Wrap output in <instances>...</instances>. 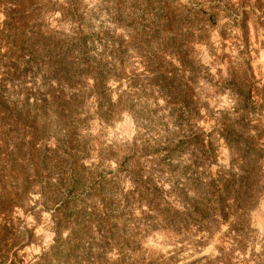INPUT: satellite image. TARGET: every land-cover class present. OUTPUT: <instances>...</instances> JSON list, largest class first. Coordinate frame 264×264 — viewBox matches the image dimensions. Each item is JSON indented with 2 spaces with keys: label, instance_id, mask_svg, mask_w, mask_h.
I'll list each match as a JSON object with an SVG mask.
<instances>
[{
  "label": "rangeland",
  "instance_id": "374dc122",
  "mask_svg": "<svg viewBox=\"0 0 264 264\" xmlns=\"http://www.w3.org/2000/svg\"><path fill=\"white\" fill-rule=\"evenodd\" d=\"M163 1L0 0V68L18 69L19 77L8 84L12 100H21L26 88L44 92L48 86L73 97V113L66 123L76 127L77 155L84 156L80 160L86 170L97 168L105 178L111 216L121 238L130 240L129 259L123 264H222L217 260L219 248L229 251L231 247L226 224L208 232L192 222L170 226L152 209L126 200L123 194L131 186L127 174L137 166L143 168V176L175 173L176 180L184 181L170 163L187 164L191 146L173 155L167 150L190 131L191 124L212 131L214 139V163L202 164L199 156L193 157L198 169L214 172L230 166V151L217 132L222 122L240 121L235 115L240 97L230 87L233 72L244 71L257 85L264 83V26H254L252 0H168L174 17L164 26L159 21ZM258 2L264 10V0ZM245 16L248 21L243 30L239 19ZM80 30L90 59L102 61L88 74L62 66L57 73H48L50 60L55 65L75 62L80 46L73 32ZM113 46L121 51L113 52ZM8 48V56L1 55ZM172 53L190 62L189 70L179 72L175 79L165 78L170 76L166 70L182 68ZM8 58L15 63L10 65L13 61ZM175 83L192 86L199 111L196 119L191 120L188 109L176 107L180 97H166L159 91ZM95 84L99 94L107 97L101 101L100 116L91 90ZM80 91H86V97H78ZM119 98L129 107H121ZM62 122L48 120L49 128L59 129L51 131L59 139L64 138ZM47 177L41 175L39 180ZM146 190L153 193L151 186ZM38 198L33 195L24 208L14 211L20 238L29 236L30 241L17 251L20 264H36L42 250L53 242L50 211ZM246 215L249 227L244 248L232 251L231 261L244 264L251 254H258L263 264L264 195H259Z\"/></svg>",
  "mask_w": 264,
  "mask_h": 264
},
{
  "label": "trees",
  "instance_id": "16d2710c",
  "mask_svg": "<svg viewBox=\"0 0 264 264\" xmlns=\"http://www.w3.org/2000/svg\"><path fill=\"white\" fill-rule=\"evenodd\" d=\"M252 1L254 26H264V10L258 8L259 0ZM163 2L159 21L167 26L173 20V10L168 0ZM64 10L62 8L63 14ZM246 17L239 19L243 30L248 21ZM73 34L79 41V56L70 66L61 63L57 66L50 60L46 68L48 73H57V67L62 66L88 74L95 68V63L102 61L90 59L86 37L81 30ZM9 49L1 55L7 57ZM119 50L120 47L112 48L113 52ZM171 55L182 68L166 70V75L170 76L165 78L175 79L179 72L189 70L190 62L179 54ZM8 59L13 61L10 65L15 63L14 58ZM9 67L0 68V264H20L17 251L30 241L29 236L20 238L14 211L24 208L26 200L33 195H37L40 205L50 211L54 232L52 244L42 250L36 264H123L129 259L130 240L121 238L111 216L112 199L106 192L105 178L97 168L86 170L80 160L84 156L78 158L77 155L76 127L66 123L73 113L70 107L73 97H64L48 86L44 92L26 88L21 100H12L7 93L8 84L19 74L17 68ZM233 77L230 87L240 97L235 110L240 121L235 124L222 122L221 130L217 132L230 151V166L214 172L198 169L196 159H202V164L214 163V139L212 131L205 132L191 124L190 131L171 142L167 150L168 155H173L191 146L192 155L187 164L179 167L170 163L184 181L176 180L175 173L162 177L153 176L151 172L143 176V168L137 166L128 172L131 186L123 194L126 200L134 199L152 209L170 226L192 222L208 232L216 225L226 224L225 236L231 247L229 251L219 248L222 251L217 260L222 264H234L230 258L232 251L242 252L249 227L247 211L259 195H264V176L261 174L264 171V83L257 85L258 81L250 80L244 71L233 72ZM97 87L95 84L91 90L95 112L100 116L101 101L106 96L103 92L99 94ZM159 91L166 97H180L176 107L188 109L191 120L197 118L199 111L193 101L192 86L175 83L163 86ZM86 95V91H80L78 97ZM118 102L123 108L129 107L120 98ZM49 119L58 123L63 121L65 126L60 130L62 128L64 138L52 136L51 131L59 129L49 128ZM246 119L247 122H243ZM134 163L138 164L136 159ZM192 173L197 177L194 178ZM44 174L48 179L39 180ZM196 180L199 185L194 184ZM147 186L153 187L152 194L147 192ZM249 257L244 264L250 261L262 264L261 255Z\"/></svg>",
  "mask_w": 264,
  "mask_h": 264
}]
</instances>
